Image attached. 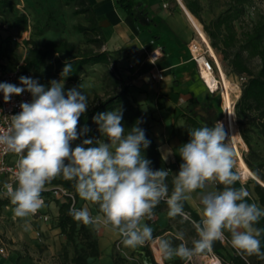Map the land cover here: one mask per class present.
I'll return each instance as SVG.
<instances>
[{
    "label": "clouds",
    "instance_id": "1",
    "mask_svg": "<svg viewBox=\"0 0 264 264\" xmlns=\"http://www.w3.org/2000/svg\"><path fill=\"white\" fill-rule=\"evenodd\" d=\"M72 71L66 64L61 76ZM18 87L0 83V92L7 103L13 95L28 91L32 101L22 102L21 111L12 116L11 129L0 133V145L18 156L16 187L5 183L4 188L14 205V215L25 218L44 207L42 192L45 185L61 177L74 181L79 197L99 206L102 216H91L87 207L71 208L69 215L84 225L102 223L118 232L125 247L136 249L153 241V229L144 224L161 201L168 206V216L186 217L184 202L192 199L196 190H205L219 183L223 190L200 193L201 219L193 221L198 239L189 248L184 243L173 247L165 238H157L158 248L165 259L180 257L190 260L194 255L211 251L214 242L225 240L239 253L264 259L259 237L264 229L254 227L264 209L245 199L248 191L234 184L240 179L233 171L235 153L227 134L219 122L214 127L190 129V141L179 147L183 163L173 178L169 194L166 180L170 170H153L151 161L142 155L150 141L139 127L125 131L122 111L117 109L93 117L108 142L84 139L75 148L72 142L84 135L88 128L78 131V121L88 108V96L76 88L64 90L63 79L51 81L50 87L21 76ZM95 144V146H93ZM172 154L169 149L163 160ZM176 239L183 241V233Z\"/></svg>",
    "mask_w": 264,
    "mask_h": 264
},
{
    "label": "trees",
    "instance_id": "2",
    "mask_svg": "<svg viewBox=\"0 0 264 264\" xmlns=\"http://www.w3.org/2000/svg\"><path fill=\"white\" fill-rule=\"evenodd\" d=\"M17 0H0V17L10 15L16 12L15 3ZM75 4L74 16H81L85 24H77L74 27L75 35L83 40V46L74 43L67 38L47 39L39 43L36 39L43 33L38 29L30 33V37L24 42L26 51L21 62L16 63L13 67L19 66L22 76L28 74H41L46 80L60 77L63 82L72 84L76 87L82 83V76L87 68L94 66H103L106 68L103 82L104 93L99 95L94 93L91 102L88 104L87 111L81 115L78 121V131L85 127L88 131L79 139L72 142L74 145H80L84 139H93L94 142L100 139L101 132L99 125L93 121V117L100 113L122 111V125L125 131H130L134 126L139 127L145 133V137L150 141L146 149L142 148V155L145 159L151 161L150 167L153 170H168V165L162 159L157 146L151 138L149 131L144 127L145 118L140 111L139 106L133 99L132 86L128 80L122 78V72H119L117 62L120 59L122 50L109 52L105 49L106 40L102 29L96 20L95 11L89 0H73ZM250 0H231L224 12L217 15L208 23L202 25V29L209 44L214 52L222 57L224 67L228 74L244 77L245 81L240 87V96L233 107V115L236 124L242 129L240 137L248 149V154H253L250 134L256 130L264 138V18L245 26L242 18L245 14L246 4ZM188 12L200 23L203 6L199 0H181ZM125 11L132 14L129 3L121 5ZM10 28L17 32H25L28 22L24 15L10 17ZM238 24V27L236 26ZM103 48V50H102ZM217 56V55H216ZM258 61V68L253 71L250 63L253 60ZM71 64L72 71L67 77H62L61 73L66 64ZM1 68H5L2 64ZM47 71L45 74L44 71ZM186 133L188 129L201 128V124L192 116L185 118ZM185 133V136H186ZM185 139V137H184ZM188 143V142H185ZM95 146V144L93 145ZM255 179L251 182L242 184L238 180L234 187L239 189L245 188L249 196L245 199L248 203H255L258 207L264 209V175L258 168L253 167L248 157L242 158ZM233 171L235 169L233 168ZM262 182V183H261ZM169 188V194L173 189V178L170 173L166 180ZM74 181H66L61 177L53 179L45 185L46 188L62 187L72 193L73 200L68 197H62V201L56 200L57 216L54 218L53 226L59 230L60 235L64 238V245L60 250V264H89L90 261L98 259L101 255L97 238L94 236V230L87 225L78 222L69 215V209L76 208L78 193L74 187ZM223 185L217 183V190H223ZM49 190L42 192L44 202L48 201ZM9 200H1L0 207L7 206ZM165 211L168 216V206L166 202L161 201L153 209V217ZM184 212L189 216V220L181 221V216L170 218V223L176 224V232L183 233L186 246L192 248L193 241L198 239L195 227L191 222L200 221L198 214L191 210L187 202H184ZM147 218V217H146ZM259 229H264V217L254 225ZM162 234H154L153 240ZM261 240V250L264 251V233L259 237ZM173 247L182 243L175 237L170 238ZM226 247L220 241L214 242L212 250L199 253L194 256H204L212 254L224 264H264V259L256 255L248 256L239 253L237 250L226 254ZM227 257L226 261L224 258ZM166 264H184L185 259L180 257L167 261L162 258ZM112 264H128L127 260L119 254L112 255Z\"/></svg>",
    "mask_w": 264,
    "mask_h": 264
},
{
    "label": "crops",
    "instance_id": "3",
    "mask_svg": "<svg viewBox=\"0 0 264 264\" xmlns=\"http://www.w3.org/2000/svg\"><path fill=\"white\" fill-rule=\"evenodd\" d=\"M89 2L105 37V49L109 52L122 50L117 65L124 67L122 74L132 86L133 99L145 118L150 136L152 133L155 138L153 141L160 155H164L169 149L172 150V154L167 156L165 162L171 177L174 178L183 163L177 150L184 144L186 129L185 118L174 119L175 115L183 113V109L195 113V110L201 107L212 110L214 107V93H211L203 82L198 64L192 58L188 48L191 40L200 46L202 44L198 41L195 31L177 1L178 7L175 6L173 0H89ZM127 3L131 5L133 15L121 7ZM151 41L161 46L164 51L163 57L155 65L144 61V51L150 50L153 46ZM204 58L211 60L207 54H204ZM129 63L136 64L134 69L128 72L126 66ZM155 71H162L163 79L153 83L149 79V74ZM148 101L152 103L154 112H149L150 115L145 116L143 108ZM192 106L194 108L191 109ZM166 120L169 121L168 127ZM171 125L177 126L178 133H175ZM179 126L182 129L181 133ZM211 190L218 191L210 184L205 190H196L192 193V199L186 201L191 210L195 211L200 218L202 209L200 193ZM47 210L51 211L53 218L57 216L55 203H44L41 211L46 214ZM32 220L37 227H40L34 231L36 235L34 242L38 246L48 245L49 251L56 242L58 245L55 249L56 251L59 249L60 253L65 241L59 230L53 226L51 218L43 221L32 217ZM110 233L105 230L102 232L103 237L99 238L100 251L102 242L109 248L110 239L116 237L115 232ZM155 243L156 241L149 245L153 249L152 260L143 254L141 246L136 249L124 246L122 257L127 260L128 264H164L163 255ZM223 245H225L224 242ZM156 249L158 256L155 254ZM0 250H3L0 253V264L35 263L34 260L23 256L15 246L11 248L0 246ZM216 260L219 263V259L216 258ZM110 262L112 264L111 258Z\"/></svg>",
    "mask_w": 264,
    "mask_h": 264
},
{
    "label": "rangeland",
    "instance_id": "4",
    "mask_svg": "<svg viewBox=\"0 0 264 264\" xmlns=\"http://www.w3.org/2000/svg\"><path fill=\"white\" fill-rule=\"evenodd\" d=\"M177 1V0H176ZM175 0L173 3L176 7H178ZM181 1V0H180ZM203 6V12L201 14V28L202 25L208 23L210 20L214 19L217 15L221 14L226 10L231 0H199ZM178 2V1H177ZM182 3V2H181ZM179 4V2H178ZM180 6V4H179ZM181 8V7H180ZM245 14L242 18V23L245 26H250V24L256 22L260 18H264V0H250L249 3L246 4ZM16 12L11 14L13 17L24 15L27 18L28 27L25 32H17L15 29H11V15L6 13V16L0 17V65L2 64L5 68H11L16 63L21 62L24 57V53L26 51V45L24 42L30 37V33L34 32L38 29H42L43 33L40 37H37L39 43L44 42L47 39H57V38H67L74 43H78L83 46V40L75 35L74 27L77 24H85L83 18L81 16H74L73 12L75 10V4L73 0H17L15 3ZM182 10V9H181ZM238 27V24L236 25ZM203 30V29H202ZM195 31V30H194ZM196 33V32H195ZM197 36V35H196ZM198 39V37H197ZM208 39V38H207ZM198 41L202 44V42L198 39ZM199 45V44H198ZM199 49L203 52L205 51V46L202 44L199 45ZM103 50V48H102ZM207 54V52H206ZM218 57V60L221 64V67L230 82L232 89L230 91L231 100L234 101V105L240 96V87L241 84L245 81L244 77H238L234 75L228 74L227 69L224 67V62L222 61V57L215 52ZM210 58V57H209ZM211 59V58H210ZM212 60V59H211ZM213 62V60H212ZM118 63V62H117ZM118 66V65H117ZM214 66V63H213ZM250 66L253 71H256L258 68V61L255 59L251 61ZM119 72H123L124 67H118ZM106 68L103 66H94L87 68L82 76V83L80 86L76 87L72 84L64 82V90L67 92L69 89L76 88L77 91L81 92V94H85L88 96V104L92 100V96L94 93L99 95H103L104 82L103 76ZM215 75L216 71L213 69ZM47 74V71H44ZM31 76L38 81L41 85L45 87H50V82L60 81V77H55L51 80H46L41 74L32 73ZM125 80L124 75H121ZM238 93V96H237ZM213 110L208 109L206 107H201L195 110V113H190L189 110L183 109V113H178L175 115L174 119L178 117L186 118L189 114L195 120H197L203 127H214L217 122L223 125V129L226 133V121L222 103V92L221 88L213 94ZM194 108L193 106L191 109ZM143 113L145 116L150 115L149 112H154L153 105L150 101H148L143 108ZM211 111V112H210ZM205 114V115H204ZM150 118V117H149ZM233 121L236 125V130L240 135L241 128L236 124L235 116L233 115ZM169 121L166 120V126L168 127ZM161 126L162 123H161ZM175 133H178V128L176 125H171ZM181 126V125H180ZM179 126V132L181 133L182 129ZM144 127L148 130V125L144 122ZM190 129H188L186 133L185 129V142L190 141L189 135ZM151 138L155 140L153 134L151 133ZM105 143L108 142L107 137L103 136L101 133L100 139ZM251 145L253 148V154H248V149L243 147L240 144L236 145L237 151L240 152L242 158L248 157L253 167L258 168L261 174L264 175V138L258 134L256 130L250 134ZM228 143L232 147L231 143L228 140ZM73 148L76 145L71 144ZM235 153V166L234 169L238 174V165L236 161V151L232 147ZM161 153H163L161 151ZM239 175V174H238ZM242 184H246L251 182L252 179H239ZM213 185V184H212ZM214 186V185H213ZM217 188V185L214 186ZM45 190H50V188H46ZM48 201L55 203L56 200L62 201V198H56L49 192ZM76 206L80 209L87 207L91 216L96 217L98 215L102 216V213L99 212V206L89 201L82 200L79 195L76 202ZM0 207V246H5L11 248L12 246L17 247L20 252H22L23 256L28 258L29 260H34L35 263L32 264H60L61 258L59 255V249L56 251V246L58 245L56 242L53 243L54 247H51V250H48V245H40L36 244L35 238L36 235L34 231L36 229H40V227L36 226V223L33 222L32 217L29 215L25 218L15 217L13 209L14 205H12L11 200L9 201L7 207ZM2 209L4 211L2 212ZM46 215L51 218V222H54V218L52 217V213L50 210H47ZM189 220V216L186 217L181 216V221ZM144 224H147L149 227L153 229V235L161 233L162 235L158 238H165L170 240V238L177 236L176 232V224L170 223L168 221V216L165 211L159 213L155 217L145 218L143 221ZM193 225V223L191 222ZM91 230H94V236L98 240L103 237L102 232L105 230L110 233L112 230L110 227H105L102 223H97L96 225H87ZM194 226V225H193ZM115 232V231H113ZM43 234V233H42ZM111 234V233H110ZM116 237L110 239V246L104 245V242L101 243V257L100 259H94L89 262V264H111L110 258H112L113 254H119L122 256L124 245L123 243H118L119 234L115 232ZM156 241L155 246L158 247L157 238L153 241L147 242L142 247V252L146 257L149 256L150 260L153 254V249L149 246L151 243ZM221 242V241H220ZM225 247L227 249V253H231L235 251L230 244V233L225 232ZM221 242V244H223ZM182 243L186 244V241H182ZM100 249V246H99ZM127 249V248H126ZM156 256H158V250H155ZM212 254L204 255V256H193L190 260H185L184 264H210L209 258H213ZM174 258V257H173ZM172 259H167V261H172ZM226 261L227 257L224 258ZM169 261V262H170ZM164 262V261H163ZM137 264V263H133ZM141 264V263H139ZM166 264V262H164ZM218 264H224L222 260H219Z\"/></svg>",
    "mask_w": 264,
    "mask_h": 264
},
{
    "label": "built area",
    "instance_id": "5",
    "mask_svg": "<svg viewBox=\"0 0 264 264\" xmlns=\"http://www.w3.org/2000/svg\"><path fill=\"white\" fill-rule=\"evenodd\" d=\"M151 44L153 45L152 48L150 50L144 51V61L151 65H155L163 57L164 51H163V48L159 46L158 44H156L154 41H151ZM188 48H189L192 58L198 64L200 75H201V67L199 66L198 59L201 56H203L204 58V54H206V49L205 51L202 52L199 49V45L196 44L194 40L190 41ZM204 59H205V63L203 64V68L206 71L213 72V69H214L213 62L206 58ZM135 64L136 63H129L126 66V70L128 72L133 70L135 67ZM21 76L22 75L20 73L19 66L14 67V68H1L0 67V83H10L18 87H23L19 79ZM24 77H29L35 80L30 74ZM149 79L153 83L159 82L163 79V72L162 71L151 72L149 74ZM45 88H49V87H45ZM32 99L33 98H32L31 93H29L28 91H24L20 95H13L10 101L6 103L3 99V93L0 92V133H5V132L10 131L11 124H12V116L18 114L21 111L20 104L22 102L30 103ZM17 160H18V156L16 154L9 152V151H5V146L0 145V201L1 200L10 201L11 200L10 197L7 195V190L4 188L5 183L12 184L14 188L17 186L16 185V175H17L16 162ZM216 185L217 183L214 184V186ZM49 191L56 198L68 197L73 200L72 193L68 192L66 189L62 187H59V186L54 187L50 189ZM30 216L33 218L41 219L43 221H47L49 219V217L46 214L42 213L41 209L38 210L36 214H32ZM121 242H122V237L119 235L118 243H121ZM2 251L3 250H0V253Z\"/></svg>",
    "mask_w": 264,
    "mask_h": 264
},
{
    "label": "bare ground",
    "instance_id": "6",
    "mask_svg": "<svg viewBox=\"0 0 264 264\" xmlns=\"http://www.w3.org/2000/svg\"><path fill=\"white\" fill-rule=\"evenodd\" d=\"M180 4V7L182 11L184 12L185 16L188 18L193 30H195L196 35L198 39L204 44L207 55L213 60L214 63V69L216 71V75L211 71H206L203 68V64L205 63V59L203 56H201L198 59L199 66L201 67V75L202 80L205 82V84L208 86V89L211 93H215L221 88L222 92V103H223V109H224V115H225V121H226V134L227 138L229 139V142L231 143L232 147L236 151V161L238 165V174L239 177L243 180L246 179H255L254 175L246 164L244 163L240 152L237 151L236 145L240 144L243 147H245V144L243 143L240 135L238 134V131L236 130V125L233 121V107H234V101L231 100L230 97V91L232 89V86L230 82L228 81L221 64L218 60V57L216 56L214 50L211 48L209 41L204 34L200 23L188 12V10L184 7V5L181 3L180 0H177ZM200 77V76H199ZM238 96V93H237ZM262 183V182H261ZM262 185H264L262 183ZM210 264H218V261L216 258H209Z\"/></svg>",
    "mask_w": 264,
    "mask_h": 264
},
{
    "label": "water",
    "instance_id": "7",
    "mask_svg": "<svg viewBox=\"0 0 264 264\" xmlns=\"http://www.w3.org/2000/svg\"><path fill=\"white\" fill-rule=\"evenodd\" d=\"M254 179V178H253ZM264 187V186H263Z\"/></svg>",
    "mask_w": 264,
    "mask_h": 264
}]
</instances>
